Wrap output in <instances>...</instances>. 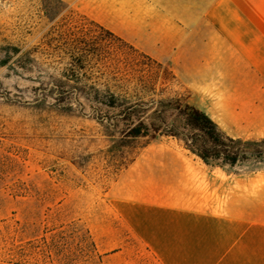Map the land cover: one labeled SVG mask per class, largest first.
<instances>
[{"label": "rangeland", "instance_id": "374dc122", "mask_svg": "<svg viewBox=\"0 0 264 264\" xmlns=\"http://www.w3.org/2000/svg\"><path fill=\"white\" fill-rule=\"evenodd\" d=\"M187 97L168 66L77 7L0 0V264H108L113 251L145 250L111 195L147 145L178 139L129 129L170 122L165 102ZM253 169L224 170L264 173Z\"/></svg>", "mask_w": 264, "mask_h": 264}, {"label": "crops", "instance_id": "0c3cea01", "mask_svg": "<svg viewBox=\"0 0 264 264\" xmlns=\"http://www.w3.org/2000/svg\"><path fill=\"white\" fill-rule=\"evenodd\" d=\"M60 1L168 66L228 135L264 137V0ZM111 199L146 249L113 251L108 264H264L262 172L230 173L165 140L133 160Z\"/></svg>", "mask_w": 264, "mask_h": 264}, {"label": "trees", "instance_id": "16d2710c", "mask_svg": "<svg viewBox=\"0 0 264 264\" xmlns=\"http://www.w3.org/2000/svg\"><path fill=\"white\" fill-rule=\"evenodd\" d=\"M165 103L175 109L174 119L168 122L165 115H159L161 124L157 126L155 123H146L140 117L132 122L129 135L132 137L148 135L151 128L158 131L165 127L166 132L163 134L181 140L189 152L213 167L233 169L248 165L257 170L264 166V137L248 139L232 137L208 114L193 105L183 104L179 98L169 99ZM130 108L133 112L137 111L133 106Z\"/></svg>", "mask_w": 264, "mask_h": 264}]
</instances>
